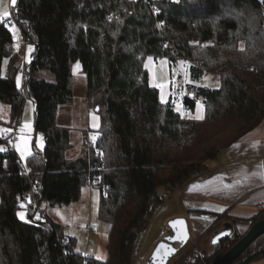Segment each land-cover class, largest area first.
I'll return each instance as SVG.
<instances>
[{
    "label": "trees",
    "instance_id": "obj_1",
    "mask_svg": "<svg viewBox=\"0 0 264 264\" xmlns=\"http://www.w3.org/2000/svg\"><path fill=\"white\" fill-rule=\"evenodd\" d=\"M10 20L33 51L25 88L19 89L16 41L7 21H0V105L8 106L13 120L26 99L32 100L44 148L21 162L11 135L0 134V264H133L148 220L164 202L161 196L168 198L203 173L206 162L264 119V2L17 0ZM149 57L173 66L189 61L196 66L195 81L204 73L219 78L217 89L190 85L182 97L186 110L201 99L203 119L183 118L171 102L159 101L144 69ZM75 65L98 106L100 127L88 133L91 142L82 154L67 160L69 129L56 118L59 107L72 101ZM40 71L54 81L39 79ZM5 126L0 120V128ZM23 166L30 169L27 175L20 174ZM99 174L93 189L97 217L108 225L105 260L78 253L76 240L49 218L32 223V204L25 206L26 220L19 219L26 196L32 203L69 206ZM262 220L264 211L252 225ZM238 239L210 255L194 254L192 261L182 255L174 264H211ZM252 254L251 262L264 258V233L239 260Z\"/></svg>",
    "mask_w": 264,
    "mask_h": 264
},
{
    "label": "crops",
    "instance_id": "obj_2",
    "mask_svg": "<svg viewBox=\"0 0 264 264\" xmlns=\"http://www.w3.org/2000/svg\"><path fill=\"white\" fill-rule=\"evenodd\" d=\"M3 3L8 6V10L11 14V9L14 7L11 5V0H3ZM15 39L17 41V38ZM24 44H26V42H24ZM31 49L33 51V47ZM12 52L13 55L18 57L21 68L22 64H24V57L19 51H17L15 47L13 48ZM183 62H185L182 65V68L185 71V86L183 89H180L178 86L175 87L174 83L172 82L176 77L170 76V82H165V84H167L165 89L167 102L165 103L161 102L160 89L153 86V83L156 82L155 62L153 59L151 61H149L148 58L145 60L144 69L148 73L149 85L151 87L157 88L159 91V101L162 104L171 102L176 109V104L178 103L181 107V111L185 113L183 118L198 120L194 117L198 112L204 116V106L202 110H199L195 103L193 109L186 110L182 105V98L178 100L174 89L184 96L187 94L188 86H197L196 83L203 78L205 73L198 81H195L192 79L193 71L191 69L196 68V66L192 65L189 61ZM28 64H24V66L26 67ZM145 65H147V67ZM73 70L76 73L80 72V68L79 66L77 67V65L73 67ZM18 77L19 89H24L25 84L23 85L20 72ZM27 100L30 101L31 107L33 109L31 129L34 135L33 140L30 141L29 148L30 155H32L34 151L43 150L44 139L42 134H40L39 137L36 135L34 128L35 104L30 99H26L25 103ZM23 113L24 111L22 109L19 117L13 119L17 121V138L19 135H21V128L26 124L23 118ZM91 117L92 116L90 115L88 119L89 127H87L86 130H69L70 147L65 151V158L67 160L77 159L84 150L85 138L87 135H89L88 133H95L99 129V116H94L96 119L92 118V120ZM4 128L11 129L10 126ZM29 129L30 128L25 129L23 136H26V132H28ZM4 134L11 135L10 145L21 162H24V160L30 155H27L22 159L20 152L13 147V145L19 143L20 140L18 139L15 143L12 142V129L10 132ZM22 205H24L23 208L25 213H27L25 207L27 204L25 201H23ZM259 205H264V119L256 128L248 132L228 148L220 151L214 160L206 162V170L203 173L194 176L187 183L178 187L175 192H173L162 203L157 211L159 224L157 227L158 229L162 228L160 229L162 231L159 234L156 232L153 238L150 239V244L145 250L143 249V264L156 242L167 234L166 223L170 219L184 217L186 218L189 226L191 236L190 242L183 253H181L179 256L187 254V252L193 253L194 250L196 255L205 256L214 252V248L209 245V240L214 231L220 230L222 228L223 223L228 222L232 225L234 231L233 237L244 236L251 228L254 218L259 213L263 212V210L258 209ZM215 227L217 229H215ZM80 254L90 257L93 256V258L97 259V257L92 255V253L82 252ZM105 259L106 256L103 260ZM248 264H264V258L250 262Z\"/></svg>",
    "mask_w": 264,
    "mask_h": 264
},
{
    "label": "rangeland",
    "instance_id": "obj_3",
    "mask_svg": "<svg viewBox=\"0 0 264 264\" xmlns=\"http://www.w3.org/2000/svg\"><path fill=\"white\" fill-rule=\"evenodd\" d=\"M9 29L14 35V38H17L14 47L24 57V64H28L30 61V55L32 53V51L29 52L28 49L29 46H31L32 48V45L28 43L24 44L23 37L21 33L17 31V27L13 28L9 26ZM184 72L185 71L182 68L181 61H179L177 65L173 66L170 65L166 59H160L155 62V83H169L170 76H175L176 78L173 79L172 83H174L175 87L178 86L180 89H183L186 83ZM73 76L74 87L72 101L66 105L59 107L56 122L59 126L66 127L69 130H86L87 127H89V116H92V120L94 116L96 117L97 113L95 112V106L93 105L90 97H88L86 92L85 76L80 72H74V70ZM37 77L47 82L54 81V76L47 71L38 72ZM196 85L208 89H217L220 83L219 78L216 75L205 73L203 78L199 82H197ZM174 92L175 95H177L178 100H180L183 95L176 89H174ZM196 105L197 108L198 105L200 106L199 110L203 109L201 99L196 101ZM23 111V118L26 124L30 125V129L28 130V132H26V136L24 135V138L28 140L30 148V141L33 140L34 133L31 129L33 109L29 100H27V102L23 106ZM0 120L6 125L5 127H7L12 122L7 105H0ZM36 135L39 137L40 133L36 132ZM20 137L21 135H19L18 137L19 140ZM97 209L98 191L96 189H89L87 185L82 188L79 201L69 206H50L46 203L40 204V210L44 212L45 216L59 225L65 235L76 240V251L78 250V252L80 253H92L94 257L100 256L102 258L99 260H103L106 256L105 244L108 225L98 219ZM20 212H23L25 214V218L23 219V221L26 220V213L24 208H21L18 213ZM19 219L21 218L19 217ZM158 225V213L156 212L152 216L145 233L143 248L144 250L150 244V239L153 238L156 232L159 234L162 231L160 230L162 228L158 229ZM87 226L89 227V229L86 228ZM192 254L194 253L187 252V254L184 255H186L188 258L191 257L192 259ZM179 257L177 256L176 258H174L171 261V264H174L175 260ZM136 264H143V261L140 260Z\"/></svg>",
    "mask_w": 264,
    "mask_h": 264
},
{
    "label": "water",
    "instance_id": "obj_4",
    "mask_svg": "<svg viewBox=\"0 0 264 264\" xmlns=\"http://www.w3.org/2000/svg\"><path fill=\"white\" fill-rule=\"evenodd\" d=\"M14 42L16 39H13ZM98 111V106L95 107V112ZM27 205H31L30 196L24 199ZM183 221V224L176 223ZM167 234L156 242L150 254L145 259L144 264H171V261L179 256L186 249L190 242V231L186 218L176 217L172 218L166 223ZM233 227L230 223H223L220 230L214 231L209 240V245L216 249L223 242L229 240L234 236ZM264 233V220L259 221L251 226L248 232L239 237L238 241L227 250L225 254L219 257L211 264H248L254 258L255 254L246 256L244 259L239 260L240 256L246 251L248 246ZM183 237V239H181ZM163 244L166 248L174 249L175 251L167 255L163 259L156 257L155 253L157 248ZM173 264V263H172Z\"/></svg>",
    "mask_w": 264,
    "mask_h": 264
},
{
    "label": "snow or ice",
    "instance_id": "obj_5",
    "mask_svg": "<svg viewBox=\"0 0 264 264\" xmlns=\"http://www.w3.org/2000/svg\"><path fill=\"white\" fill-rule=\"evenodd\" d=\"M262 2H264V0H262ZM16 3H17V0H11V5L12 6H15ZM7 20H10V12L8 10V6L3 3V0H0V21H5L6 22ZM13 28H14V25H13ZM28 50H29V52L32 51L31 46H29ZM148 59H149V61L152 60L151 57H149ZM184 63L185 62L181 61L182 65ZM145 66L147 67V65H145ZM77 67H78V65H77ZM17 85L19 86V77L17 78ZM153 86L160 89L161 102L162 103L167 102V96H166V92H165L167 84H165V83H153ZM174 103H175V101H174ZM199 107L200 106L198 105V108ZM175 110L177 112H179L182 117L185 115V113L181 111V107H180V105L178 103L176 104V109ZM194 118L199 120V119H203L204 117H203V115L200 112H198L197 115ZM93 119H96V118L93 117ZM29 127H30V125L25 124L21 128V130H20L21 131L20 142L13 145V147H15L16 150L20 152V156H21L22 159L25 158L27 155H30V150H29V147H28V140L25 139L24 136H23V133H24L25 129L29 128ZM10 131H11V129L0 128V134L8 133ZM93 139H95V137H93ZM4 150H5L4 148L0 147V151H4ZM21 207L23 208L24 205H21ZM18 216L22 220L25 218V214L23 212L18 213ZM36 218L39 219L40 217L37 215ZM176 223L183 224V221H177ZM181 239H183V237H181ZM174 251H175L174 249L166 248L165 245L161 244L159 246V248H157L155 256L156 257H160L161 259H163L164 257H166L167 255L171 254ZM101 258L102 257L97 256V259H101Z\"/></svg>",
    "mask_w": 264,
    "mask_h": 264
},
{
    "label": "built area",
    "instance_id": "obj_6",
    "mask_svg": "<svg viewBox=\"0 0 264 264\" xmlns=\"http://www.w3.org/2000/svg\"><path fill=\"white\" fill-rule=\"evenodd\" d=\"M154 12H157V11L154 10ZM6 24L10 26V25L13 24V22H12V20H7ZM25 70H26V67L24 66V64H22V67L20 68L19 72H20V75L22 77L23 85L25 84V73H26ZM10 128L12 129V142L15 143L18 140V138H17V121L16 120H13L10 123ZM90 142H91V136L90 135H87V137L85 138V146H89L90 145ZM100 165H103V162L102 161H100ZM29 170L30 169L28 167L23 166L22 169L20 170V174L21 175H27V173L29 172ZM100 180H101V175L100 174L99 175H96V176H94V177L91 178V180L87 183V186L89 188H92L93 189L95 187V185H97L100 182ZM173 192H175V190ZM161 198L164 199V201L167 199L164 196H161ZM31 204H32L31 205L32 206V209L34 211V215L31 218V222L34 223V224H37V223L45 220V217L46 216H45L44 212H42L40 210V204L35 203V202H33V203L31 202ZM258 209L264 211V205H259L258 206ZM37 215L40 217L39 219L36 218ZM151 218L148 220V225H149V222H150ZM86 228L89 229L88 226ZM147 228H148V226H147ZM145 233H146V231H145ZM145 233L141 237L140 243H139V245L137 247V250L135 252L133 264H136L140 260L144 261V255H142V251H143V248H144ZM193 253L195 254V250L193 251ZM188 260L192 261L191 257H189Z\"/></svg>",
    "mask_w": 264,
    "mask_h": 264
}]
</instances>
